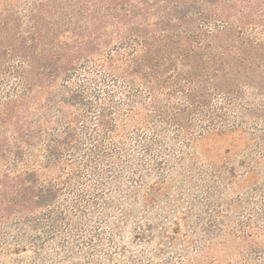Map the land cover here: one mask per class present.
I'll return each instance as SVG.
<instances>
[{
  "label": "trees",
  "instance_id": "obj_1",
  "mask_svg": "<svg viewBox=\"0 0 264 264\" xmlns=\"http://www.w3.org/2000/svg\"><path fill=\"white\" fill-rule=\"evenodd\" d=\"M0 264H264V0H0Z\"/></svg>",
  "mask_w": 264,
  "mask_h": 264
}]
</instances>
